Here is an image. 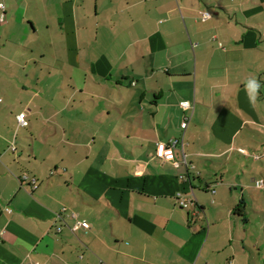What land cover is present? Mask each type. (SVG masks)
Returning <instances> with one entry per match:
<instances>
[{
  "label": "crops",
  "instance_id": "0c3cea01",
  "mask_svg": "<svg viewBox=\"0 0 264 264\" xmlns=\"http://www.w3.org/2000/svg\"><path fill=\"white\" fill-rule=\"evenodd\" d=\"M2 15L0 264H264V0Z\"/></svg>",
  "mask_w": 264,
  "mask_h": 264
},
{
  "label": "built area",
  "instance_id": "2783aa9c",
  "mask_svg": "<svg viewBox=\"0 0 264 264\" xmlns=\"http://www.w3.org/2000/svg\"><path fill=\"white\" fill-rule=\"evenodd\" d=\"M1 7L4 8L3 5H1ZM202 17L204 20L209 19V18H211V14L208 12L202 13ZM4 20H5L4 15L0 16V22H4ZM182 106L184 108H190L191 107L190 104L187 102H184L182 104ZM25 118H26L25 113H22L19 115L18 121H19L20 126H26L27 125ZM188 121H189V119L186 118L185 122L182 126L183 129L187 128ZM177 144H178V141L175 140L170 145H164V144L160 145L158 156L161 158H164L166 160H170V161L174 160L175 159V148L177 147ZM13 150H16V149L13 147ZM256 186L261 188L264 186V182L262 180L258 181V182H256ZM179 198H181L180 194H179ZM180 204H181L182 208H188L189 207L188 202H186L184 200L181 201ZM9 212H11V211H9ZM80 228L89 229V225L86 222L77 221L76 225L72 228V230L74 232H76ZM4 233H5V231H1L0 236L4 235ZM36 264H38V263H36ZM231 264H233V263H231Z\"/></svg>",
  "mask_w": 264,
  "mask_h": 264
},
{
  "label": "trees",
  "instance_id": "16d2710c",
  "mask_svg": "<svg viewBox=\"0 0 264 264\" xmlns=\"http://www.w3.org/2000/svg\"><path fill=\"white\" fill-rule=\"evenodd\" d=\"M241 206H242V208H240ZM237 210L240 211V214H239V215H240L241 217H243V220H244L245 222H247V219H246V217L244 216L245 213L243 214L244 203H242V204L237 208Z\"/></svg>",
  "mask_w": 264,
  "mask_h": 264
}]
</instances>
